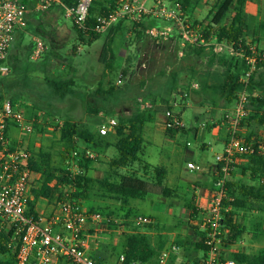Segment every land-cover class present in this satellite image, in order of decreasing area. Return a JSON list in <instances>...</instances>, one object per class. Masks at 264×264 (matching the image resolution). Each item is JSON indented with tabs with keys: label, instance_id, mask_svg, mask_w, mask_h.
<instances>
[{
	"label": "rangeland",
	"instance_id": "374dc122",
	"mask_svg": "<svg viewBox=\"0 0 264 264\" xmlns=\"http://www.w3.org/2000/svg\"><path fill=\"white\" fill-rule=\"evenodd\" d=\"M215 3L217 0H201L198 7L189 11V23L205 22ZM248 3L258 4L256 14L252 16L257 17L262 27L263 35L257 47L263 52L264 0H249ZM103 5L104 0H95L92 8L98 12ZM146 7L149 11L153 9L151 3ZM165 7L176 10L173 3ZM155 22H159L161 26L150 27ZM119 23H122L123 30L113 45V69H107L100 64L99 57L109 31L92 43L81 42L71 18H68L67 11L62 6H55L47 12L31 13L26 28L17 34L18 38L12 46L9 56L10 72L6 76L0 73V91L3 99L0 103L13 100L28 118H34L36 113H49L51 121L69 120L97 134L103 120L128 118L138 110L150 111L143 110L142 104H153L152 99L156 101L157 105L153 104L152 109L157 112L156 121L146 127L145 138L150 144L147 145L144 160L153 166H162L168 170L167 183L177 191L178 198L151 197L145 202L134 201L133 206L139 215H151L158 221V230L148 231L153 243L157 244L159 237H163L167 248H170L176 239L185 238L189 234V217H184L182 213L179 215L175 208L184 207L188 200H193L201 206V201L206 199L202 205L204 207L211 203L215 193V177L203 172V168L207 167V170L209 165L215 163L216 156L224 151L223 144L214 143L217 137L212 132L217 130L220 141L226 144L228 133L223 121L235 102L232 105L226 104L214 89L223 76V68L217 63L211 65L210 59L213 54H222H217L211 47H207L208 54L204 57H185L182 26L177 21H169L150 12L144 14L141 21L124 19ZM137 23L147 24V31L144 32ZM117 25L118 23L114 28ZM153 30L164 36L157 41L152 34ZM36 39L44 43L46 50L38 60H33L31 45L35 44ZM225 54L228 53L225 51L223 55ZM262 76L264 78V72ZM54 82L70 86L58 88ZM206 86H210V89ZM178 93H183L186 98L183 99ZM167 105L181 115L184 129L187 131L177 133L175 139L166 135ZM241 134L246 140L251 135L249 142L260 141L264 138V125L258 126L247 121ZM59 137L58 133L48 128L42 133L34 132L32 135L15 131L12 143L34 152L52 148L53 163L59 166ZM202 144L212 147L203 151ZM89 151L97 158L91 165L94 177H105L110 170L108 163L114 157V150L110 149L104 154L91 149ZM188 163L203 167L202 171H191ZM234 173L238 180L249 182V177H243L240 171ZM178 174L180 179L177 180ZM93 204L102 209L109 208L114 213L119 211V204L114 202L96 199ZM57 205V201L53 204L40 203L44 208L42 216L49 218L56 214ZM197 211L198 217H202V210L197 208ZM243 222L247 225L253 224L251 217H246ZM143 230L142 228L141 231ZM122 235L113 232L99 234L92 240L91 253L100 252L106 256L107 264H118V252H114V248L120 247ZM238 245L225 251L229 259L232 254L241 252L257 254L264 248V233H260L257 239L249 236L244 244ZM182 259L188 258L181 249L178 254L172 256L169 264H179Z\"/></svg>",
	"mask_w": 264,
	"mask_h": 264
},
{
	"label": "trees",
	"instance_id": "16d2710c",
	"mask_svg": "<svg viewBox=\"0 0 264 264\" xmlns=\"http://www.w3.org/2000/svg\"><path fill=\"white\" fill-rule=\"evenodd\" d=\"M104 1L105 5L101 7L99 13L96 9L90 8L89 17L84 27H80L75 19L71 18L73 28L81 42L92 43L102 36L101 33L95 31L96 17L107 15L115 10L119 0ZM168 1L173 3L176 10L182 13L183 24H189L205 41L222 43L234 50L233 56L213 54L210 59L211 65L217 63L223 68V76L214 89L219 92L226 104L232 105L237 100L238 94L243 90L240 80L249 69L245 58L253 55L251 50L253 47L257 49L261 57L258 59L257 70L249 82V106L252 109V115L248 121L258 126L264 125V78L262 76L264 72V51H259L257 47L263 34L257 17L246 13V5L249 0H217V3L211 7L206 21L195 24L189 23V11L198 7L201 0ZM79 2L80 0H63L61 6L66 11L75 12ZM22 3L30 7L33 6V3L28 0H22ZM138 24L137 26L141 27L144 32L147 31L148 27L145 26L147 24ZM160 26L159 22L150 25V27ZM122 30V23H118L115 28L113 26L109 30L107 35L99 57L100 64L107 69H113L115 60L113 45ZM34 47L35 44L32 43V52ZM184 52L185 57L196 58L208 54L207 47L200 42L186 47ZM211 52L213 53L212 50ZM53 84L58 88H68L70 86V84L65 83L54 82ZM206 87L210 89V86ZM178 94L183 99L186 98L183 93ZM2 100L0 91V102ZM151 101L155 106L157 105L156 101L153 99ZM166 108L172 113L169 121L174 117L182 121L181 115L177 114L173 108L168 105ZM156 116V110L152 111L150 109V111L143 112L138 110L128 118L119 117L117 134L113 138H108L110 136L102 137L99 133L94 134L91 129L83 127L81 124L69 120L61 122L59 119L49 122L51 119L49 113H44L41 116L36 113L35 132L42 133L51 125H54L56 131L59 132L58 144L61 148L59 153L61 165L57 166L53 163L52 148L41 149L32 158L30 162L31 169L40 174L42 187L33 193L34 199L30 204L31 214L35 218L38 217L33 209L40 198L47 199L49 204L68 198L72 202L87 208L91 213L100 212L110 218H123L121 221H124L139 215L138 210L133 207L134 201L144 202L150 196L165 199L178 198L177 191L167 184L168 170L162 166H153L144 160L147 145L150 144L145 138L146 127L156 121ZM60 123H62L61 126ZM180 132L186 133L187 131L185 129L175 131L170 128L166 131V135L170 139H175L176 134ZM250 139L251 135L247 137V141ZM1 147L0 145V149ZM259 147L257 146L255 154L240 157L241 160H248L247 165L239 163L232 165L231 179L226 182L229 199L223 201L226 210L222 212V231L226 232L223 243L225 251L239 244L247 235L257 239L260 233H264V151L260 152ZM90 149L99 154H104L110 149L114 150V157L108 163L110 170L103 178H96L92 173L91 165L96 159H90L87 156ZM219 169H221V166H219ZM234 171H240L243 177L248 176L249 182L238 180ZM220 176L223 177L221 171ZM96 199L119 204V211L117 210V213H114L109 208L102 209L93 206ZM196 203L193 200H188L185 203L184 208L192 212L187 221L189 234L185 238L179 237L176 239L174 246L179 247L186 253L190 263L202 264L201 255L203 257L207 250L205 245L207 232H201L200 227L192 224V222L197 221L199 216L198 204ZM148 217H150L151 223L147 224L145 229L147 231L158 230V221L151 216ZM246 217H251L253 224H245L243 220ZM111 226L118 227L121 224L117 225L112 222ZM9 239L10 234H0V264H15V255L7 247ZM166 248L167 243L163 237H159L157 244H154L150 234L141 232L123 233L120 247L114 248V252H118V262L120 257L124 256L122 264H158L159 254ZM91 257L95 264H107L106 256L100 254V252L91 253ZM230 259L238 264H264V248L259 250L257 254L247 252L232 254Z\"/></svg>",
	"mask_w": 264,
	"mask_h": 264
},
{
	"label": "built area",
	"instance_id": "2783aa9c",
	"mask_svg": "<svg viewBox=\"0 0 264 264\" xmlns=\"http://www.w3.org/2000/svg\"><path fill=\"white\" fill-rule=\"evenodd\" d=\"M33 3L30 7L22 3V0H0V73L6 76L10 72L9 56L17 34L23 31L28 24V17L33 12H46L53 7L63 5V0H28ZM95 0H80L77 10H67L68 18H74L80 27L86 24L90 8ZM151 3L153 9L146 7ZM168 0H119L117 8L107 15L96 17L95 31L105 33L124 19L141 21L144 14L154 13L169 21H177L182 26V47L193 46L199 42L206 47H212L217 54L225 51L234 55V50L225 44L207 42L201 35L189 25H184L182 13L177 10H169L165 6ZM153 36L157 41L164 34L153 30ZM33 50V60H38L45 52L44 43L36 39ZM253 55L246 57L249 69L241 78L243 90L238 94L233 107L226 113L223 126L226 128L228 137L224 151L216 156L214 165L210 168L215 177L211 203L208 207L199 206L202 217H198L192 224L200 227L201 232H207L205 245L207 247L202 264H238L225 255L223 247L226 232L222 231L223 215L226 210L223 201L229 199L226 182L232 171V165L241 161L240 157L255 154L257 146L259 151H264V138L260 141L248 142L242 137L243 125L252 115L249 106V82L257 70L258 59L261 55L255 47ZM183 53L181 52V56ZM143 110L153 109L151 103H143ZM171 112H166L167 130L181 131L185 125L177 117L171 121ZM44 113L39 114V116ZM36 117L28 118L24 111L11 100L0 103V234H10L8 249L15 255V264H95L91 257L92 240L104 232L117 234L137 233L150 234L146 225L151 223L150 217L137 215L121 221L114 217H107L100 212H89L85 207L72 202L68 198L60 200L57 212L51 217L42 216L43 207L40 203L48 204L49 201L40 198L33 211L38 214L35 218L31 214L30 204L34 199V191L42 187L41 176L32 171L30 162L38 151H32L23 146H14L12 135L15 131L32 135L35 132ZM51 121V119L49 120ZM62 123H60V126ZM119 126L115 118L103 120L98 128L102 137L115 136ZM48 129L57 132L54 125ZM59 134V132H57ZM91 159H97L91 151L87 152ZM191 171H198L200 167L195 163H188ZM221 166V169H219ZM220 171L223 177L220 176ZM192 213V212H191ZM114 224L121 226L113 227ZM142 228L144 229L143 231ZM181 251L179 247L172 246L162 250L158 257V264H169L172 256ZM124 262V256L119 259V264ZM179 264H192L188 259L180 260Z\"/></svg>",
	"mask_w": 264,
	"mask_h": 264
},
{
	"label": "crops",
	"instance_id": "0c3cea01",
	"mask_svg": "<svg viewBox=\"0 0 264 264\" xmlns=\"http://www.w3.org/2000/svg\"><path fill=\"white\" fill-rule=\"evenodd\" d=\"M258 7V4H254V3H247V5H246V13L248 14V15H253V14H256V12H257V8ZM47 12V11H46ZM41 13V12H40ZM19 35V34H18ZM18 35H17V37L16 38H18ZM217 138H215V140H214V143L215 144H218L217 142H219V143H221V144H223V146L225 147V142L223 143V142H221L220 140V137H219V132L217 131V130H214L213 132H212ZM219 137V138H218ZM202 149H203V151H207V150H209L211 147H212V145H208V144H202ZM189 153H190V150L188 151ZM192 152V151H191ZM239 164H241V165H247L248 164V161H246V160H241V161H239ZM214 164H212V165H209L208 166V169L206 170L205 168H207V167H205V168H203V167H200V170H198L197 172H200V171H202V168H203V172H206V173H210L211 174V171H210V169L209 168H211L212 166H213ZM178 177L176 178L177 180L178 179H180V175L178 174L177 175ZM168 179V178H167ZM197 179H198V177H197ZM231 179V177L229 178L228 177V180H230ZM194 180V179H193ZM167 182H168V180H167ZM168 184V183H167ZM206 193L208 192V191H205ZM154 198V197H156V196H150L149 198ZM206 200V199H205ZM205 200H202L201 202H202V205L205 203ZM147 201V200H146ZM145 202V201H144ZM134 207V206H133ZM135 208V207H134ZM176 210H178V214L179 215H181V213L183 214V216L184 217H186V218H190V216H191V211L190 210H186L184 207H179V208H175ZM182 211V212H181ZM147 216H151V215H147ZM151 217H153V216H151ZM154 218V217H153ZM249 238V235H247V236H245L240 242H239V244L241 243V244H244V241L246 240V239H248ZM237 246H239L238 244L236 245V246H234V247H237ZM234 247H232V248H234ZM94 253V252H93ZM92 253V254H93ZM119 264V263H118Z\"/></svg>",
	"mask_w": 264,
	"mask_h": 264
}]
</instances>
